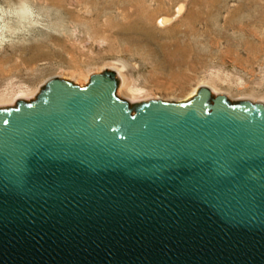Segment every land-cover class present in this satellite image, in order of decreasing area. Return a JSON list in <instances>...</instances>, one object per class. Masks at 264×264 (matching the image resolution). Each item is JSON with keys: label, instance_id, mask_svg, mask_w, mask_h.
<instances>
[{"label": "water", "instance_id": "95a60500", "mask_svg": "<svg viewBox=\"0 0 264 264\" xmlns=\"http://www.w3.org/2000/svg\"><path fill=\"white\" fill-rule=\"evenodd\" d=\"M47 85L0 107V264H264V104Z\"/></svg>", "mask_w": 264, "mask_h": 264}, {"label": "rangeland", "instance_id": "374dc122", "mask_svg": "<svg viewBox=\"0 0 264 264\" xmlns=\"http://www.w3.org/2000/svg\"><path fill=\"white\" fill-rule=\"evenodd\" d=\"M107 70L131 104H264V0H0V107Z\"/></svg>", "mask_w": 264, "mask_h": 264}, {"label": "flooded vegetation", "instance_id": "af4514ba", "mask_svg": "<svg viewBox=\"0 0 264 264\" xmlns=\"http://www.w3.org/2000/svg\"><path fill=\"white\" fill-rule=\"evenodd\" d=\"M48 88H49V86L47 85V87H46V89H45V91H47L48 90ZM42 94V93H41ZM40 94V95H41ZM115 95H116V93H115ZM116 97H118L117 95H116ZM120 98V97H119ZM121 99V98H120ZM123 102H125V104H126V111L127 112H129L132 116H135V115H137L138 113H139V110H140V105H131L127 100H125V99H121ZM118 126H122V125H118Z\"/></svg>", "mask_w": 264, "mask_h": 264}]
</instances>
